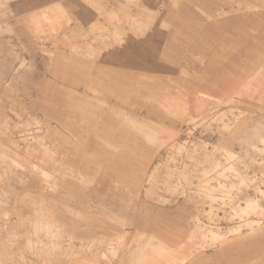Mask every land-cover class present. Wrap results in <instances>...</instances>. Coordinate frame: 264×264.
I'll list each match as a JSON object with an SVG mask.
<instances>
[{
  "label": "rangeland",
  "instance_id": "obj_1",
  "mask_svg": "<svg viewBox=\"0 0 264 264\" xmlns=\"http://www.w3.org/2000/svg\"><path fill=\"white\" fill-rule=\"evenodd\" d=\"M245 255L264 263V0H0V264Z\"/></svg>",
  "mask_w": 264,
  "mask_h": 264
},
{
  "label": "crops",
  "instance_id": "obj_2",
  "mask_svg": "<svg viewBox=\"0 0 264 264\" xmlns=\"http://www.w3.org/2000/svg\"><path fill=\"white\" fill-rule=\"evenodd\" d=\"M263 250L261 249V252H262ZM223 252H225V251H223ZM223 256H227V257H229L228 256V253H225ZM251 257V256H250ZM225 260V259H224ZM251 262L252 260L251 259H247V255H245V259L243 260V259H240V260H238V262H239V264H247V262ZM232 261L231 260H225L223 263H221L220 261H219V264H232L231 263ZM255 264H264L263 263V261H259V262H256Z\"/></svg>",
  "mask_w": 264,
  "mask_h": 264
},
{
  "label": "bare ground",
  "instance_id": "obj_3",
  "mask_svg": "<svg viewBox=\"0 0 264 264\" xmlns=\"http://www.w3.org/2000/svg\"><path fill=\"white\" fill-rule=\"evenodd\" d=\"M28 149V148H27ZM114 256V255H113ZM106 257V256H105Z\"/></svg>",
  "mask_w": 264,
  "mask_h": 264
}]
</instances>
